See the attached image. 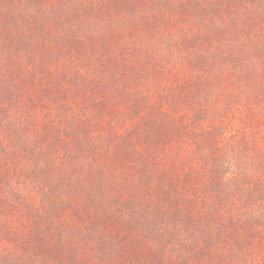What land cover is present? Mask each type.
<instances>
[{
  "label": "trees",
  "instance_id": "1",
  "mask_svg": "<svg viewBox=\"0 0 264 264\" xmlns=\"http://www.w3.org/2000/svg\"><path fill=\"white\" fill-rule=\"evenodd\" d=\"M0 264H264V0H0Z\"/></svg>",
  "mask_w": 264,
  "mask_h": 264
}]
</instances>
